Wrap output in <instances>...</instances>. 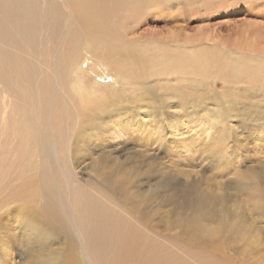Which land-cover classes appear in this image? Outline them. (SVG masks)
<instances>
[{"label":"rangeland","instance_id":"obj_1","mask_svg":"<svg viewBox=\"0 0 264 264\" xmlns=\"http://www.w3.org/2000/svg\"><path fill=\"white\" fill-rule=\"evenodd\" d=\"M160 3L143 12L138 25L131 21L118 31L137 53L155 57L149 64L127 65L119 80L108 61L83 54L78 72L87 77V98L108 96L88 108L87 126L62 145L56 173L61 196L104 195L121 209L127 202L144 205L151 222L160 221L154 232L185 264H264V98H252L257 109L243 115L240 86L206 78L201 68L168 72L172 52L199 50L194 40L209 62L225 50L233 56L260 50L264 0L229 1L218 9L189 3L177 13L176 6ZM115 48L107 58L115 59L114 67L127 64ZM188 94L201 95L199 102L190 103ZM135 96L142 97L122 107ZM35 163L28 153L26 177L40 179ZM15 183L0 179V264H89L79 236L72 231L76 247L70 250L54 215L33 205L42 185L39 193L21 197L10 188Z\"/></svg>","mask_w":264,"mask_h":264},{"label":"bare ground","instance_id":"obj_2","mask_svg":"<svg viewBox=\"0 0 264 264\" xmlns=\"http://www.w3.org/2000/svg\"><path fill=\"white\" fill-rule=\"evenodd\" d=\"M229 1L233 4L239 0H145L148 5H136L131 0H0V179L15 180L14 188H10L21 197L39 193L42 185L44 190L33 205L54 215L61 225L56 229L64 234L70 250L76 247L72 231L79 236L89 264L185 263L172 253L168 240L154 232L160 221L151 222V215L141 209L144 205L127 202L121 209L117 199L104 195H72L69 191L66 199L61 196L56 173L61 166L62 145H70L73 131L87 126L84 119L93 109L88 108L100 105L108 96L87 98V77L78 72L82 71L83 54H92L101 64L108 61L109 69L121 80L127 65L137 68L155 58L147 52L137 53L119 36L118 31L127 28L129 22L138 25L143 12L160 2V8L176 6L177 13L179 6L189 3L197 6L202 2L218 9ZM137 33L136 27L133 35ZM111 45L127 64L115 62L113 66L115 59L107 58ZM192 45L199 50L172 52L168 72L176 75L188 67L201 68L207 72L206 78L219 77L240 86L236 97L243 102L241 114L253 113L257 106L251 99L264 98V45L258 51L242 50L234 56L225 50L213 62L195 40ZM200 96L188 94L190 103H198ZM141 97L126 99L122 107ZM30 143L34 152L29 150ZM28 153L36 162L34 167L41 169L40 179L32 170L33 174L26 177ZM65 184L68 186L67 181Z\"/></svg>","mask_w":264,"mask_h":264}]
</instances>
